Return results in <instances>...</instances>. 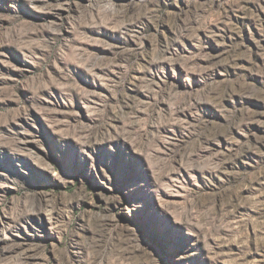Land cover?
I'll list each match as a JSON object with an SVG mask.
<instances>
[{"label": "rangeland", "instance_id": "obj_1", "mask_svg": "<svg viewBox=\"0 0 264 264\" xmlns=\"http://www.w3.org/2000/svg\"><path fill=\"white\" fill-rule=\"evenodd\" d=\"M0 264H264V0H0Z\"/></svg>", "mask_w": 264, "mask_h": 264}]
</instances>
